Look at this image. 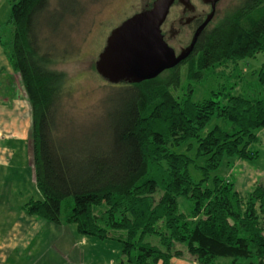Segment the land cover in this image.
Returning <instances> with one entry per match:
<instances>
[{
	"label": "trees",
	"instance_id": "1",
	"mask_svg": "<svg viewBox=\"0 0 264 264\" xmlns=\"http://www.w3.org/2000/svg\"><path fill=\"white\" fill-rule=\"evenodd\" d=\"M9 2V34L0 45L30 104L32 164L42 195L23 210L116 242L114 264H172L183 254L178 244L198 264H264V184L242 195L230 180L211 174L224 157H257L250 146L264 128V61L252 82L244 81L238 64L264 53V0H238L204 30L184 62L156 77L104 83L102 112L80 137L70 134L72 118L62 104L70 89L55 65L67 57L64 24L83 6L78 0ZM226 75L234 79L227 91L191 99L197 84ZM240 84L241 92H231ZM213 117L221 123L203 133ZM190 140L203 158L195 165L197 182L189 173L194 159L173 149ZM180 196L191 201L188 213L179 210Z\"/></svg>",
	"mask_w": 264,
	"mask_h": 264
},
{
	"label": "rangeland",
	"instance_id": "2",
	"mask_svg": "<svg viewBox=\"0 0 264 264\" xmlns=\"http://www.w3.org/2000/svg\"><path fill=\"white\" fill-rule=\"evenodd\" d=\"M83 6V11L77 18H69L64 24L63 35H60V41L68 47L67 57L65 60L55 65L56 69L62 70L66 74V88L70 89V93L64 97L63 113L72 121L69 125L70 134L80 137L85 133H89L93 126V119H98L102 112V99L106 95L108 88L104 86L105 81L99 76L94 69V61L97 59L98 53L105 44L106 37L109 32L124 19L128 18L135 12L150 4L152 0H78ZM238 0H219L216 4L215 16L212 24L216 22L223 14L233 8ZM10 2L9 0H0V39H6L9 31L6 21L9 17ZM62 32V31H61ZM61 44V43H60ZM59 44V45H60ZM1 46V45H0ZM264 61V53L260 52L253 58L239 61V68L242 71V77L246 82L255 80L253 71L258 70ZM183 67V68H182ZM185 66H180L184 72ZM234 79L228 75L223 77H210L203 83L195 86L191 95L193 101L201 100L209 97L210 94L224 89L225 85H230ZM242 85H238L231 92H241ZM175 94H181L182 91L177 89L173 91ZM218 97V96H217ZM214 97V99H217ZM221 100V97H219ZM29 103V102H28ZM220 118H212L207 123L203 133L210 129L215 123H221ZM259 140L253 143L250 148L257 150V157L254 159H239L224 157L222 164L212 171L213 175L230 180L234 190L239 191L242 195L250 193L258 184H264V129L259 132ZM21 135L22 149L25 144L29 145V153L32 161V136L31 122L30 132ZM23 136V137H22ZM20 140V143H21ZM177 152L188 154L194 159L193 164L189 168V173L193 181L197 182L201 178L200 169L196 166L203 165V158L195 155V143L190 140L179 146H174ZM18 159L22 160V156L18 155ZM17 160V158H16ZM16 166H18L15 163ZM31 185L28 186L23 196L13 197V203L28 200V198L42 199V195L36 187L34 179L33 164L31 165ZM26 171V168H25ZM208 186H212V179L207 181ZM16 198V200H15ZM179 210L188 213L191 209V201L185 197H178ZM71 225V224H70ZM74 226V225H73ZM83 235V234H80ZM86 237H91L84 235ZM154 240L155 237H150ZM182 248L183 254L179 259L188 258L189 255L185 251V244H178ZM80 249L85 248L84 244H79ZM94 251L97 248L94 247ZM109 254L115 253V248L108 247ZM116 256V254H115ZM118 258V257H117ZM116 258V260H117Z\"/></svg>",
	"mask_w": 264,
	"mask_h": 264
},
{
	"label": "crops",
	"instance_id": "3",
	"mask_svg": "<svg viewBox=\"0 0 264 264\" xmlns=\"http://www.w3.org/2000/svg\"><path fill=\"white\" fill-rule=\"evenodd\" d=\"M28 102L0 46V264H114L119 253L116 242L86 237L73 224H56L26 213L22 205L30 198L13 203V197L23 196L32 182L29 145L22 149L21 140L30 132ZM109 246L115 248L114 254L106 253ZM179 258L170 261L198 264L190 257Z\"/></svg>",
	"mask_w": 264,
	"mask_h": 264
},
{
	"label": "water",
	"instance_id": "4",
	"mask_svg": "<svg viewBox=\"0 0 264 264\" xmlns=\"http://www.w3.org/2000/svg\"><path fill=\"white\" fill-rule=\"evenodd\" d=\"M173 1L153 0L149 7L115 26L94 61L97 74L111 84L138 83L180 64L189 55L200 30L213 17L219 0H204L212 9L196 30L190 45L178 55L164 42L160 33V25ZM187 1L180 0L182 4Z\"/></svg>",
	"mask_w": 264,
	"mask_h": 264
},
{
	"label": "flooded vegetation",
	"instance_id": "5",
	"mask_svg": "<svg viewBox=\"0 0 264 264\" xmlns=\"http://www.w3.org/2000/svg\"><path fill=\"white\" fill-rule=\"evenodd\" d=\"M151 3L145 4L144 8L149 7ZM211 9V4L204 0H188L186 4H182L180 0L173 1L160 25V33L164 42L174 50L175 55H178L190 45L196 30L203 23ZM215 9L213 17L200 30L189 55L185 59L192 54L198 37L210 26L215 16Z\"/></svg>",
	"mask_w": 264,
	"mask_h": 264
}]
</instances>
